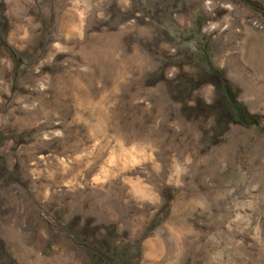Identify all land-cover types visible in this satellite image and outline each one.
<instances>
[{"label":"rangeland","instance_id":"rangeland-1","mask_svg":"<svg viewBox=\"0 0 264 264\" xmlns=\"http://www.w3.org/2000/svg\"><path fill=\"white\" fill-rule=\"evenodd\" d=\"M0 264H264V0H0Z\"/></svg>","mask_w":264,"mask_h":264}]
</instances>
